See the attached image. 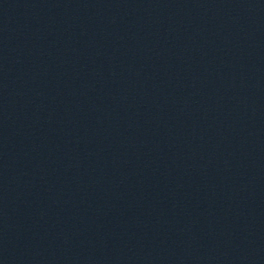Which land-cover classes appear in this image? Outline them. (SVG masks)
Instances as JSON below:
<instances>
[{"label":"water","instance_id":"obj_1","mask_svg":"<svg viewBox=\"0 0 264 264\" xmlns=\"http://www.w3.org/2000/svg\"><path fill=\"white\" fill-rule=\"evenodd\" d=\"M0 264H264V0H0Z\"/></svg>","mask_w":264,"mask_h":264}]
</instances>
